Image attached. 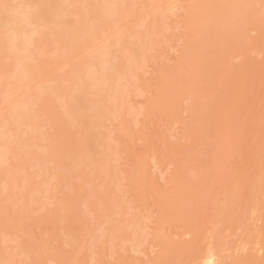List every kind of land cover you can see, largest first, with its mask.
<instances>
[{
	"label": "rangeland",
	"instance_id": "obj_1",
	"mask_svg": "<svg viewBox=\"0 0 264 264\" xmlns=\"http://www.w3.org/2000/svg\"><path fill=\"white\" fill-rule=\"evenodd\" d=\"M262 180L264 0H0V264H264Z\"/></svg>",
	"mask_w": 264,
	"mask_h": 264
},
{
	"label": "bare ground",
	"instance_id": "obj_2",
	"mask_svg": "<svg viewBox=\"0 0 264 264\" xmlns=\"http://www.w3.org/2000/svg\"><path fill=\"white\" fill-rule=\"evenodd\" d=\"M136 1V0H135ZM167 1V0H166ZM134 2V1H133ZM138 2V1H137ZM168 2H170V1H168ZM233 2V1H232ZM260 1H258V3H259ZM164 3V2H163ZM24 4V3H23ZM22 5V4H21ZM24 6V5H23ZM121 6V5H120ZM132 7V6H131ZM169 7V6H168ZM17 8H19V7H17ZM17 8H16V10H17ZM22 8V7H21ZM27 8H29V10L30 11H33L36 7H34V6H30L29 4H28V6H27ZM170 8V7H169ZM19 10V9H18ZM21 10V9H20ZM28 10V11H29ZM164 10V9H163ZM165 11H167V10H165ZM12 12V11H11ZM9 13V12H8ZM166 13V12H165ZM222 13V12H221ZM13 14H14V12H13ZM161 15V14H160ZM164 15V14H163ZM241 15V14H240ZM76 16H77V14H76ZM130 16V15H129ZM158 16V15H157ZM235 17V16H234ZM242 17V16H241ZM43 18V17H42ZM41 18V19H42ZM161 18V17H160ZM218 19L216 20V23H214V25L216 26L217 24H219V25H217L216 27H214V28H212L211 30H213V32H209V33H212V35H213V33L215 34V32L214 31H216V30H218L219 29V34L221 33V32H223V33H227V32H229V29H230V25H231V23L229 22V21H227V20H225V19H223L220 15H219V17H217ZM147 19V18H146ZM219 19H222V20H219ZM143 20H144V18H143ZM43 21V20H42ZM122 21V20H121ZM217 21H219V22H217ZM10 22H12V20L10 21ZM162 22V21H161ZM236 22H238V21H236ZM17 23V22H16ZM245 24V23H244ZM8 26H10V24L8 25ZM205 28H208V26L207 27H205ZM216 28V29H215ZM198 30H200V29H198ZM210 30V31H211ZM99 31V30H98ZM206 31H207V29H206ZM150 32V31H149ZM199 32V31H198ZM216 33L218 34V31H216ZM124 35V34H123ZM45 36V35H44ZM51 36V35H50ZM101 37V36H100ZM141 37V36H140ZM147 37V36H146ZM153 37V36H152ZM112 38V37H111ZM142 38H143V36H142ZM145 38V37H144ZM100 39V38H99ZM11 41V40H10ZM152 41V40H151ZM36 42V40L33 38V37H30L29 39H28V43L31 45V44H33V43H35ZM108 42V41H107ZM132 42V41H131ZM13 43V42H12ZM104 43V42H103ZM139 43V42H138ZM111 45V44H110ZM142 46V45H141ZM114 48V47H113ZM145 48V47H144ZM141 49H143V47L141 48ZM111 50V49H110ZM139 50V49H138ZM94 51V50H93ZM146 51V50H145ZM120 53V52H119ZM125 53V52H124ZM139 53H141V52H139ZM120 55V54H119ZM35 56H37V55H35ZM119 58V57H118ZM138 58V57H137ZM43 59V58H42ZM45 59V58H44ZM126 59V58H125ZM139 59V58H138ZM146 60V59H145ZM142 61H140V63H141ZM47 63V62H46ZM138 67V66H137ZM141 67V66H140ZM14 68V67H13ZM37 69L38 68H36V71H37ZM104 69V68H103ZM127 69V68H126ZM2 71V70H1ZM5 72V71H4ZM2 74V73H1ZM133 74V73H132ZM13 75V74H12ZM29 75H28V73H27V69L25 70V74L23 75V78L24 79H26L27 77H28ZM92 76V75H91ZM131 76V75H130ZM129 77V76H128ZM134 78V77H133ZM7 80V79H6ZM135 80V79H134ZM12 81H13V79H12ZM16 82V81H15ZM32 82V81H31ZM26 85H28V82H27V84ZM35 85V84H34ZM30 86V85H29ZM124 86V85H123ZM28 88V87H27ZM30 89V88H29ZM113 90V89H112ZM25 93H27V91L25 92ZM24 93V94H25ZM112 95V94H111ZM114 99V98H113ZM16 101V100H15ZM115 101V100H114ZM84 106V105H83ZM125 107V106H124ZM101 108V107H100ZM121 111V110H120ZM122 112V111H121ZM78 117V116H77ZM76 117V118H77ZM118 119H119V117H118ZM116 122V121H115ZM124 123V122H123ZM122 126V125H121ZM104 128V127H103ZM122 131H124V130H122ZM121 132V131H120ZM124 132H126V131H124ZM6 149V148H5ZM6 153V152H5ZM2 158H3V156H2ZM260 181V180H259ZM263 181L264 180H262L260 183L262 184L263 183ZM258 182V181H257ZM256 182V183H257ZM258 184L259 186L261 185V184ZM247 201V200H246ZM249 205V204H248ZM249 207V206H248ZM245 209H246V207H245ZM263 215H264V213H263ZM264 226V225H263ZM122 228V227H121ZM116 229V228H115ZM122 230H123V228H122ZM126 233V232H125ZM215 236H217L218 237V234L217 235H215ZM257 236V237H256ZM110 238V237H109ZM108 238V239H109ZM215 238V237H214ZM220 238V237H219ZM258 238H262L263 239V241H264V228L262 227L261 229H259V231H258V233H257V235H255V238L253 239V242H254V240H256V239H258ZM221 239V238H220ZM214 240H216V239H214ZM127 241V240H126ZM131 241V240H130ZM127 243V242H126ZM161 243V242H160ZM214 243H215V241H214ZM254 243H256V242H254ZM264 242H261L260 243V245L257 247V253H258V255H257V253H256V248H254L255 250H254V253L253 254H256L257 256H258V258H259V260H261V258L263 259V261L261 260L260 262H264V256H263V254L262 253H264ZM165 254V253H164ZM261 255V256H260ZM255 256V255H254ZM261 257V258H260ZM169 258V257H168ZM165 259V258H164ZM233 264H234V262H232ZM237 263V262H236Z\"/></svg>",
	"mask_w": 264,
	"mask_h": 264
}]
</instances>
